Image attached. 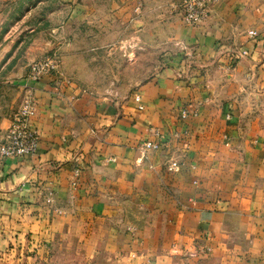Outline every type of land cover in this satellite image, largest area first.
<instances>
[{
	"label": "crops",
	"instance_id": "1",
	"mask_svg": "<svg viewBox=\"0 0 264 264\" xmlns=\"http://www.w3.org/2000/svg\"><path fill=\"white\" fill-rule=\"evenodd\" d=\"M179 21L184 51L131 95L62 69L20 88L40 142L0 157V264H264V0Z\"/></svg>",
	"mask_w": 264,
	"mask_h": 264
},
{
	"label": "rangeland",
	"instance_id": "2",
	"mask_svg": "<svg viewBox=\"0 0 264 264\" xmlns=\"http://www.w3.org/2000/svg\"><path fill=\"white\" fill-rule=\"evenodd\" d=\"M183 1L0 0V134L32 66L46 59L97 98L137 92L184 51L171 39Z\"/></svg>",
	"mask_w": 264,
	"mask_h": 264
},
{
	"label": "built area",
	"instance_id": "3",
	"mask_svg": "<svg viewBox=\"0 0 264 264\" xmlns=\"http://www.w3.org/2000/svg\"><path fill=\"white\" fill-rule=\"evenodd\" d=\"M221 0H184L181 5L182 21L189 27H198L204 24L211 16L213 8ZM251 37H255L257 33L251 31ZM244 56L247 52L242 53ZM58 61L55 59H46L38 62L32 66L29 81L38 82L43 78L58 74ZM135 102L138 104L140 110L144 109L142 105V97L136 95ZM37 115V107L34 100L29 97L26 98L19 110L14 113L5 137L0 143V157L4 159L19 158L26 156H35L38 152L40 134L39 131L33 127L32 120ZM185 115V112H184ZM154 135L161 138L158 131ZM161 145L156 142L146 141L142 144V151L147 152L151 150H159ZM179 161L173 160L170 164V169H177ZM78 175V171H76ZM76 186V183H73ZM53 193L49 191L47 202L52 203Z\"/></svg>",
	"mask_w": 264,
	"mask_h": 264
}]
</instances>
